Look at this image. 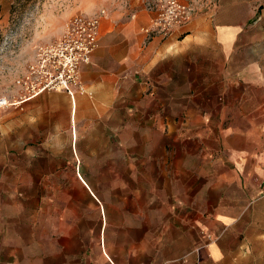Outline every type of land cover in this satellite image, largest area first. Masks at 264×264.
Returning a JSON list of instances; mask_svg holds the SVG:
<instances>
[{
	"label": "rangeland",
	"instance_id": "rangeland-1",
	"mask_svg": "<svg viewBox=\"0 0 264 264\" xmlns=\"http://www.w3.org/2000/svg\"><path fill=\"white\" fill-rule=\"evenodd\" d=\"M116 1L0 0V99L6 97L9 102L0 107V189L10 202L9 230L1 241L7 264H178L196 246L190 218L204 209L193 206L195 194L212 176L195 179L194 170L191 176H181L170 163L172 153L195 151L200 145L193 138L178 140L168 128L154 124L161 111H142L134 103L118 105V117L110 121L118 128L116 160H84L74 154L76 149L80 152L88 147L83 134L86 128L78 102L77 136L73 137L71 98L64 89L40 94L44 96L40 102L47 108L38 123L37 142L25 144L20 135L21 105L12 104L16 99L23 101L18 79L39 58L42 47L63 34L71 18L102 8L111 11ZM184 1L213 22L236 21L240 29L236 49H243L244 31L249 33V26L264 14V1L252 2L261 5L250 18L241 9L233 15L218 11V0ZM139 2L146 4V0ZM54 105L57 111H51ZM215 114L220 121L228 119V113ZM229 116L241 125L234 130L250 132L253 140H260L256 129L244 127L240 113ZM57 121H63L65 127L56 129ZM226 130L231 129H215L216 151L246 146L242 136H226ZM36 168L41 172L36 173ZM186 181L191 183L188 193ZM207 195L217 194L207 191ZM172 212L183 214L186 222L169 219ZM24 221L28 231L18 233V228H25ZM209 240L207 235L204 242ZM258 250L260 255L250 258L243 246L228 264H264V242Z\"/></svg>",
	"mask_w": 264,
	"mask_h": 264
},
{
	"label": "crops",
	"instance_id": "crops-1",
	"mask_svg": "<svg viewBox=\"0 0 264 264\" xmlns=\"http://www.w3.org/2000/svg\"><path fill=\"white\" fill-rule=\"evenodd\" d=\"M253 1L218 0V11L233 15L241 9L250 18L261 5H253ZM115 4L111 11L102 8L92 13L105 11L100 45L91 63L82 67L87 91L78 92L75 101L69 94L72 123L80 102L84 142L88 144L85 151L76 149L74 154L84 160L118 159V128L110 125L118 117V105L134 103L142 111H161L154 124L168 128L178 140L193 138L200 145L195 151L172 153L170 163L181 176H191L192 170L195 179L212 176L209 184L202 185L198 193L195 190L193 206L204 209L190 218L196 246L178 264H228L243 246L248 248L247 257L256 258L258 245L264 242V14L249 26V33L244 31L243 49H236L240 29L232 19L213 22L197 12L169 36L147 39L142 28L155 11L139 0ZM237 52L241 55L236 56ZM43 98L39 95L20 103L18 126L25 144L37 142L38 123L47 108L40 102ZM53 110L57 111L56 105ZM219 112L228 113V119H217L215 113ZM230 113H240L244 127L256 129L260 140H253L250 132L234 130L241 125ZM64 127L63 121H57L56 129ZM219 127L231 129L225 131L226 136H242L246 146L216 151L215 129ZM185 186L186 193L192 191L190 182ZM207 191L217 195L208 197ZM9 204L0 189V264H7L1 241L9 230ZM169 219L187 220L180 212H172ZM22 225L25 228H18V233L28 231L27 222ZM29 228L32 230V223ZM207 235L208 243L204 242Z\"/></svg>",
	"mask_w": 264,
	"mask_h": 264
},
{
	"label": "built area",
	"instance_id": "built-area-1",
	"mask_svg": "<svg viewBox=\"0 0 264 264\" xmlns=\"http://www.w3.org/2000/svg\"><path fill=\"white\" fill-rule=\"evenodd\" d=\"M146 0L155 13L142 28L147 39L156 35L169 36L175 29L188 23L195 6L184 0ZM105 11L96 14L79 13L69 20L63 34L53 43L42 47L39 58L30 64L18 79L23 100L50 90H66L75 101L78 92L87 89L82 80L83 65L91 63L100 45L101 19ZM3 99H0V101ZM9 104L8 100L3 105Z\"/></svg>",
	"mask_w": 264,
	"mask_h": 264
},
{
	"label": "bare ground",
	"instance_id": "bare-ground-1",
	"mask_svg": "<svg viewBox=\"0 0 264 264\" xmlns=\"http://www.w3.org/2000/svg\"><path fill=\"white\" fill-rule=\"evenodd\" d=\"M6 100H8V99L5 97V98H3V100L0 101V107L3 106V103H4V101H6ZM19 103H21V101L18 100V99H16L15 102H13L12 104H19ZM73 132H77L76 120L74 121V124L72 125V133H73ZM76 135H77V134H76ZM96 197H97V196H96ZM98 200H99V199H98ZM99 201H100V200H99ZM103 245H105V244H103ZM104 252H105V254H106L107 256H109V254H108V252H107L106 249L104 250Z\"/></svg>",
	"mask_w": 264,
	"mask_h": 264
}]
</instances>
